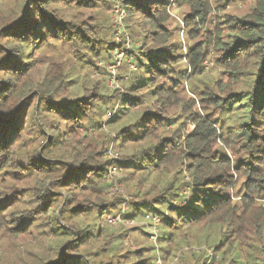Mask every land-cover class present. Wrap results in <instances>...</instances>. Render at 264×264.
<instances>
[{
	"label": "trees",
	"instance_id": "obj_1",
	"mask_svg": "<svg viewBox=\"0 0 264 264\" xmlns=\"http://www.w3.org/2000/svg\"><path fill=\"white\" fill-rule=\"evenodd\" d=\"M2 1L0 264H153L107 223L126 199L163 264H264V0H119L130 51L106 0Z\"/></svg>",
	"mask_w": 264,
	"mask_h": 264
},
{
	"label": "rangeland",
	"instance_id": "obj_2",
	"mask_svg": "<svg viewBox=\"0 0 264 264\" xmlns=\"http://www.w3.org/2000/svg\"><path fill=\"white\" fill-rule=\"evenodd\" d=\"M106 1L112 4V9L110 13V20L112 22L111 40L117 43L118 45H120L123 50L130 51L132 48V45L130 44V40L126 33V30L124 29V18L122 17V20H119V17L122 16L119 10L120 2L119 0H106ZM168 1L170 2L171 0H168ZM5 3H6L5 1L0 0V9H2L3 11H5L6 9L5 7H4L5 9H3V6L7 5ZM184 13L185 12L182 9H173L169 13L170 17L172 18V22H171L172 28L176 29V35L178 36L180 41L183 43V46L187 44L185 34H183L184 26L182 23V17ZM43 55H44L43 59H46V60L50 59L53 61H61V60H67V59L72 58L71 52L66 47L60 46V45L47 48L43 52ZM112 59L113 60L110 63V65H107L105 67L106 74H104L103 76V78L106 80L107 86L110 88L118 84V80L116 79V77L118 74H120L121 63L125 61L124 53H119L117 50H115L114 52H112ZM203 66H204V70H203L204 73H208L210 71L214 72L212 63L209 62V60L204 61ZM111 81H113V85H111L112 84ZM239 123H240L239 118L233 116L225 122L224 129L233 128ZM227 153L228 155L232 156L230 151H227ZM113 154L114 153L111 152L107 156L110 157L111 155L113 156ZM119 176L120 174L118 173V176H116L117 177L116 181L119 178ZM108 193H110L111 196L119 195L120 198H125L124 187L120 183H117V191H115L114 186L112 185L109 188ZM124 204H125L126 209H123L124 205H120L116 210H113L112 213L108 216L113 217V216L118 215L121 211H123L125 212L126 218L124 216L122 220L123 222L117 225H111V226L114 227L115 231H119V230L125 231L126 230L127 232H129L124 242V245L128 246V249L132 251H136L142 248L153 247L154 248L153 252L149 254L145 253V255L151 257V259L153 260V264H163V261L161 259L163 257V253L159 251L162 248V245L158 241L159 232L157 233L156 242H153L152 240H150L149 236L144 233L146 231V225L150 223L149 219L144 215H143L144 217L142 215L141 216L139 215L137 218L133 220H129L127 218V215L132 212L133 208L131 207V205L129 206L127 199H126V202H124ZM185 231H186V227L183 228L182 232H185ZM194 231L195 230H192V232ZM196 233L198 234V231ZM35 247L36 246L32 245L30 249L33 251H39L38 249H35ZM171 252H173V255H174L175 250L172 249ZM208 256L210 259L211 258L210 255ZM169 259L168 258L166 259V264H174V262H172L173 261L172 258L170 260ZM217 261L218 260L216 259V262ZM188 263H190V260L188 261ZM206 264H209V263L206 262Z\"/></svg>",
	"mask_w": 264,
	"mask_h": 264
},
{
	"label": "built area",
	"instance_id": "obj_3",
	"mask_svg": "<svg viewBox=\"0 0 264 264\" xmlns=\"http://www.w3.org/2000/svg\"><path fill=\"white\" fill-rule=\"evenodd\" d=\"M172 2L173 1L171 0L169 2V4L171 5ZM120 14L122 16L119 17V20H122V17L124 18L123 12L120 11ZM130 69L133 70L134 68L133 67H130ZM111 83H112L111 85H113V81H111ZM116 176H117V169L114 167V168H112L110 170V175H109V179H108V181H109L110 184H111L112 181L115 180V177ZM112 185L114 186L115 191H117V184L116 183H113ZM123 205H124L123 206L124 207L123 209H126L125 208V204H123ZM124 216H125V212L121 211L118 215L113 216V217H109L107 219V223L109 225H117V224L123 222L122 220H123ZM147 218L149 219L150 223L146 225V231L149 234L150 240H152L153 242H156V240H157V229H158V225H159V220L156 217H147ZM208 263L211 264L210 261H208Z\"/></svg>",
	"mask_w": 264,
	"mask_h": 264
}]
</instances>
